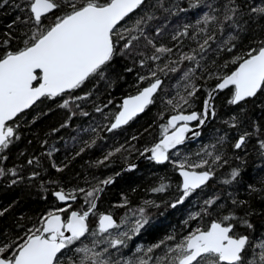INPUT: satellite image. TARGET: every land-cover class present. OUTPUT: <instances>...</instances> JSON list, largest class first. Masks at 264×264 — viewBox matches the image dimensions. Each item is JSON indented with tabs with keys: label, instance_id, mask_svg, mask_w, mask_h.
<instances>
[{
	"label": "snow or ice",
	"instance_id": "snow-or-ice-1",
	"mask_svg": "<svg viewBox=\"0 0 264 264\" xmlns=\"http://www.w3.org/2000/svg\"><path fill=\"white\" fill-rule=\"evenodd\" d=\"M0 11L14 13L0 31V179L31 183L42 155L63 171L93 147L102 149L96 167L125 161L114 174L38 180L57 203L0 225V264H264V0H0ZM129 74L134 94L117 101ZM151 106L163 121L159 138L140 144L152 125L129 130ZM57 110L62 119L41 137L42 154L21 151L36 167L27 176L21 164L8 167L24 127ZM209 125L207 142L189 150ZM57 141L72 145L71 157L55 159ZM133 153L171 166L175 189L161 177L139 204L128 195L135 188L121 192L113 203L123 215L101 211L121 173L138 169ZM168 209L184 216L165 217L161 228L153 212Z\"/></svg>",
	"mask_w": 264,
	"mask_h": 264
},
{
	"label": "trees",
	"instance_id": "trees-1",
	"mask_svg": "<svg viewBox=\"0 0 264 264\" xmlns=\"http://www.w3.org/2000/svg\"><path fill=\"white\" fill-rule=\"evenodd\" d=\"M14 13L8 11H0V31H3L7 28L10 23L11 18ZM168 38L165 37V40ZM177 75H174L171 80V84L175 85V80ZM132 74L128 75V82H121L117 90L113 93L116 96L117 101L122 98V95L134 94L135 89L131 86ZM211 83V81L209 82ZM204 90L202 89L201 92ZM224 94L221 93L217 97V104L221 105L219 111L221 114H224L227 109L223 107L224 103ZM203 100V96H201ZM199 108L200 105L198 104ZM63 116L62 110H57L54 113H47L42 116L34 125H26L23 129L24 136L17 143V145L11 150L7 166L11 167L14 164L23 165L21 174L27 176L28 171L31 168L36 167L35 165H28L26 163V158L29 152L35 154H42L43 145L39 143L41 137L48 131L50 126H56L58 122L61 121ZM155 121V123H154ZM162 120L157 119V109L154 106L150 107V110L138 117L135 122L132 123L129 131H134L142 127H147L151 124L152 127L148 129V133H151L149 136L148 133H144L139 143L144 144L145 142L151 143L159 138V124L162 123ZM213 124H216L217 127H223L218 121H213ZM211 125L208 128L203 130V137L192 144L188 145L189 150L197 149L198 145L203 142H207L208 133L210 132ZM68 134L75 135L76 131L74 128L62 130L60 135L67 138ZM125 134L121 133L120 138L123 139ZM30 142V143H29ZM112 141L110 140L109 143ZM62 141H57V146L59 147V152L54 154L55 159L59 161L64 160L66 154L69 157L72 156L71 147L69 143L67 145L61 146ZM139 146V145H138ZM24 148H28L29 152H24L21 154V151ZM102 154V149L100 147H93L88 149L85 153L81 154L72 159V162L68 167L63 171H58L51 165L50 159L46 155H42L44 170H41L39 167H36V170L41 172L39 178H33L31 183H18L16 185L7 183L5 179H0V208L6 207L8 204L15 201L13 207L9 209L7 217H0V225L3 224L5 220L10 222L11 219L18 218L21 213H24L27 217L33 218L38 216L42 211L48 209L51 205L56 204L57 201L54 200L51 193H49L47 199L44 198L43 189L38 186V180H43L48 182L50 180H60L66 183L76 182L79 177L85 176L89 173L95 176H103L107 174H114L118 172L120 168L124 165L125 161L119 155L113 157V163L109 164L107 167L103 165L96 167L93 163L100 155ZM140 158V157H139ZM138 158V159H139ZM136 158V153H133L134 162L138 160ZM139 167L136 170H126L124 173H121V177H118L117 182L110 186L108 191L101 197L98 207L101 211L108 210L112 208L117 217L123 215L124 209L116 206L113 201L120 198V193L123 191H128L130 188H135V191H128V195L132 201V204H139L143 197L152 195L149 192H146L145 189L150 186H155V184L160 180L161 177H167L173 181L170 191L175 189V182L180 178L177 173L174 172L171 166L158 165L154 162H149L143 160L138 163ZM249 171L255 172L261 167L260 161L253 154L248 159ZM227 166H225V169ZM223 171V170H221ZM163 196L164 194H158ZM82 203V201H81ZM75 207V205H74ZM153 215L157 216V223L160 224L161 228L167 227L169 221L165 217H170V222L176 224L180 222L184 216V211L181 209L177 211L176 209H168L166 213L153 212ZM92 225L96 223V217H91ZM259 223V222H258ZM195 226V223H193ZM161 232H157L156 235H161ZM153 239L152 236L144 237V242H148ZM140 242V238H136L133 241V247L136 243Z\"/></svg>",
	"mask_w": 264,
	"mask_h": 264
},
{
	"label": "water",
	"instance_id": "water-1",
	"mask_svg": "<svg viewBox=\"0 0 264 264\" xmlns=\"http://www.w3.org/2000/svg\"><path fill=\"white\" fill-rule=\"evenodd\" d=\"M147 110V109H146ZM144 113H142V114H140L138 117H140V116H142ZM137 117V118H138ZM192 131H197V129H192ZM200 139V137H198V138H195V139H192L188 144H190V143H194V142H197L198 140ZM143 160H146V159H144L143 157H140L137 161H135L137 164L138 163H140V162H142ZM158 165H161V164H158ZM62 206V205H61Z\"/></svg>",
	"mask_w": 264,
	"mask_h": 264
},
{
	"label": "bare ground",
	"instance_id": "bare-ground-1",
	"mask_svg": "<svg viewBox=\"0 0 264 264\" xmlns=\"http://www.w3.org/2000/svg\"><path fill=\"white\" fill-rule=\"evenodd\" d=\"M195 143V142H194ZM190 144H192V143H190ZM189 145V144H188ZM179 175V174H178Z\"/></svg>",
	"mask_w": 264,
	"mask_h": 264
}]
</instances>
